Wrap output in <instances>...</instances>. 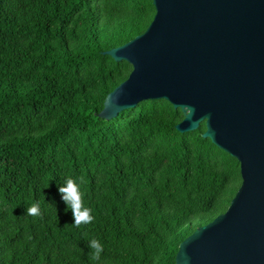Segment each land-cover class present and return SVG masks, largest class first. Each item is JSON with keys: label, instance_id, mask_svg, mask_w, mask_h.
<instances>
[{"label": "trees", "instance_id": "obj_1", "mask_svg": "<svg viewBox=\"0 0 264 264\" xmlns=\"http://www.w3.org/2000/svg\"><path fill=\"white\" fill-rule=\"evenodd\" d=\"M154 15L152 0H0V264H176L179 244L228 209L240 163L204 122L179 132L184 115L163 99L99 117L133 69L104 52ZM69 178L84 180L91 224L73 225ZM34 202L41 217L27 215Z\"/></svg>", "mask_w": 264, "mask_h": 264}, {"label": "water", "instance_id": "obj_2", "mask_svg": "<svg viewBox=\"0 0 264 264\" xmlns=\"http://www.w3.org/2000/svg\"><path fill=\"white\" fill-rule=\"evenodd\" d=\"M143 34L105 51L132 65L99 117L112 120L146 100L180 109L181 132L240 163L228 209L178 247L176 264H264V0H152Z\"/></svg>", "mask_w": 264, "mask_h": 264}, {"label": "clouds", "instance_id": "obj_3", "mask_svg": "<svg viewBox=\"0 0 264 264\" xmlns=\"http://www.w3.org/2000/svg\"><path fill=\"white\" fill-rule=\"evenodd\" d=\"M83 183V178H80L79 184L69 178L66 180L65 186L59 187L61 198L67 205V209L71 210L74 219L73 225L76 227L91 224L95 220L92 209L86 207L84 204V193L81 191V184ZM26 212L28 216L32 217H41L43 215L38 202L32 203L26 209ZM88 247L91 249L89 258L94 262H99L101 254L104 251L103 245L97 239L93 238L88 243Z\"/></svg>", "mask_w": 264, "mask_h": 264}]
</instances>
